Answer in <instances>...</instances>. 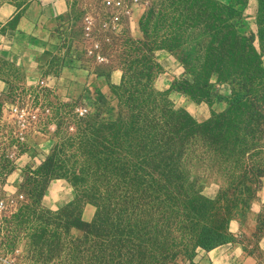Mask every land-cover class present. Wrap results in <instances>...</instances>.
Listing matches in <instances>:
<instances>
[{"label": "rangeland", "instance_id": "rangeland-1", "mask_svg": "<svg viewBox=\"0 0 264 264\" xmlns=\"http://www.w3.org/2000/svg\"><path fill=\"white\" fill-rule=\"evenodd\" d=\"M143 1L147 7L145 11H136L137 24L133 26V34L130 30L123 31L118 41L109 48L108 65L96 66L84 56L80 48L82 11L79 8L74 12L65 30L67 52L78 60L79 67L75 68L78 72L69 67L70 72L61 74L56 71L60 64L56 60L57 56H54L53 60L46 58L44 62H48L50 68L44 70L40 77L62 79V87H57L55 91L37 86L31 89L22 88L10 91L8 97L5 95L0 98V181L4 184L7 193H22L27 199L24 210L12 225L7 222L0 224V253L4 256L1 264H8L5 260L22 264H106L108 262V264H199L201 259L205 260L209 256L210 251L195 245L193 237L197 234V229L193 225L175 227L174 203L165 199L161 203L154 204L157 209L161 206L160 211H157V215L153 218L154 221H159V224L162 223L158 235L137 231L139 237L133 235L130 239L126 237L127 234L121 232L122 230L118 231L119 223L117 224L115 220L119 211L137 207L139 201L136 200L127 201L120 209H116L111 203L106 205L104 210L103 204H100L101 215L103 217L107 215L105 218L111 216L107 226L93 228V224L84 225L79 219L84 198L90 196L91 191L80 184L82 178H77L74 170L79 171L84 168L95 157L94 155L90 157L95 151L94 147H98L94 146L95 141L103 148H97L100 155L96 158L100 162H117V154H120L116 149L120 145L117 146L114 140H110L108 145H103L104 129H107L105 123L124 121L127 117L128 111L121 106L125 100H122V94L117 88L124 80L127 84H137V79L141 76L149 77L142 82L144 87L153 84L161 71L152 54L156 41L167 46L168 51L173 50L172 53L179 57L189 76L187 79L198 86L202 83L201 72L197 67L203 62L210 49L217 50L220 47L217 29L220 15L218 6L213 4L209 6L207 2L197 4L195 0ZM214 1L239 11H241L239 5H245L242 1L231 4ZM175 15H180V22L176 23ZM209 17L212 18L209 25L216 28L214 31L206 29ZM184 18L188 21L185 25H181ZM241 19H233L231 24L239 29ZM258 23H261L264 33V7L257 17ZM140 33L142 38L137 39L136 36ZM116 71L123 74L121 85L118 87L111 85L112 73ZM174 86L179 89L186 88L182 80H177ZM105 87H107L106 93L103 92ZM194 92L198 93L197 86ZM55 94L67 102L64 106V120L57 124L56 131L51 135L32 140L31 147L19 146L12 134L13 126L4 113L5 103L11 104L17 101L27 103L45 99L57 104L59 101ZM29 95L35 99L28 98ZM133 99L136 100L137 97L132 96ZM216 102L215 100L213 105ZM195 103L200 105L198 101ZM201 103L207 104V102ZM226 103L228 107L229 102ZM80 104L87 106L89 115L83 120L76 121L73 111ZM190 111L195 113L193 110ZM129 113L131 117L136 116V112L130 110ZM189 114L193 117L191 113ZM69 126L74 127L73 132L69 131ZM14 146H17V150L13 151ZM101 153L104 155L102 156ZM36 159L43 161L38 168L33 164ZM53 180H66L75 191L76 201L73 206L64 208L58 213L44 210L41 206L42 197ZM76 182L78 183L75 188ZM205 194L210 203H213L216 189L210 187ZM249 212L250 209L238 206L234 216L229 218L227 231L234 237L235 242L223 245L227 246V253L230 256L236 249L239 250V256L234 260V264H242L247 257L253 260L252 264H264V209L251 234L246 236L238 232V226L244 224ZM141 226L138 225L140 228ZM92 233L100 238L104 236L106 238L95 240L91 236ZM97 244L103 245L105 257L99 255L100 258L96 259ZM110 246L111 248L108 249L107 247ZM218 253L219 249L211 252V256L215 258Z\"/></svg>", "mask_w": 264, "mask_h": 264}, {"label": "trees", "instance_id": "trees-1", "mask_svg": "<svg viewBox=\"0 0 264 264\" xmlns=\"http://www.w3.org/2000/svg\"><path fill=\"white\" fill-rule=\"evenodd\" d=\"M195 2H207L209 6L213 4L220 8L217 22L220 47L210 49L197 67L201 72V85L184 78L182 84L186 88L174 86V90L195 102H207L210 107L215 100L227 101L229 106L222 112L212 110L211 117L200 122L185 109L176 108L169 94L157 92L152 85L144 87L142 82L148 76L139 77L137 84H127L124 80L117 90L125 100L121 106L128 111L127 117L124 121L105 123L107 129H104L103 138V145H108L110 140L120 145L116 147L120 152L117 162H100L96 158L100 155L97 152L100 144L95 141L94 146L98 147H94L90 156L95 157L74 172L77 178H82L80 184L91 191L90 196L84 198L82 210L90 204L98 211L93 228L107 226L111 221V216L101 215L100 204L104 210L111 203L120 209L127 201L136 200L139 201L137 207L119 211L115 220L119 223L118 231L122 230L130 239L133 235L139 237L137 231L158 235L162 223L153 218L161 206L157 209L154 204L165 199L174 203L175 227L193 225L197 229L193 237L195 245L212 251L235 242L227 231L229 218L234 216L238 206L250 209L264 185V33L258 23L259 51L254 45V36L241 34L231 24L233 19L242 18L241 11L214 0ZM263 7L264 0H261L258 17ZM175 16L176 23L180 22V15ZM184 19L181 25L187 23ZM211 20L209 17L206 29L214 31L216 28L209 25ZM158 49H167V46L156 41L152 53ZM214 75L217 84L231 85L229 98L216 91L211 82ZM195 86L198 93L194 92ZM132 96L137 99L132 100ZM130 110L136 112L135 117H131ZM210 187L216 189L213 203L205 194ZM24 208L0 224L12 225ZM80 222L84 224L81 219ZM138 225H142V229ZM91 236L95 240L106 238L95 233ZM96 247L98 250L93 257H105L103 245ZM111 251L113 254V248Z\"/></svg>", "mask_w": 264, "mask_h": 264}, {"label": "crops", "instance_id": "crops-1", "mask_svg": "<svg viewBox=\"0 0 264 264\" xmlns=\"http://www.w3.org/2000/svg\"><path fill=\"white\" fill-rule=\"evenodd\" d=\"M223 4L242 1L239 5L242 12L241 26L238 29L243 35L254 36V45L260 51L257 17L260 7L259 0H218ZM80 8L78 0H0V92L19 89H31L39 82L49 79L40 75L50 68L45 63L46 58L60 62L57 70L61 74L73 71L79 67V62L67 52L65 30L74 12ZM139 34V32H138ZM142 38V34L136 36ZM153 59L161 68L152 86L157 92L169 94L176 108H183L198 121L210 117L212 110L222 112L227 107V101L216 102L209 107L205 103L193 102L184 94L174 90L177 80L188 78L179 57L166 49H158L153 53ZM122 72L112 73L111 85L118 87L122 82ZM211 82L218 94L225 98L231 96L232 90L228 83L217 84L214 76ZM63 86L60 79L58 88ZM107 87L103 92H107ZM106 89V90H105ZM193 110L195 113H192ZM75 201L74 188L66 180H53L48 185L41 206L44 210L58 213ZM264 209V185L250 207L243 225H239V233L246 236L253 232L257 219ZM97 209L88 204L84 206L80 219L84 224H92L96 219ZM219 249L215 258L211 252ZM227 246L222 245L210 251L208 257L199 264H234L239 256L236 249L232 256L227 253ZM253 260L245 258L242 264H252Z\"/></svg>", "mask_w": 264, "mask_h": 264}, {"label": "built area", "instance_id": "built-area-1", "mask_svg": "<svg viewBox=\"0 0 264 264\" xmlns=\"http://www.w3.org/2000/svg\"><path fill=\"white\" fill-rule=\"evenodd\" d=\"M82 11L81 15V46L84 56L96 66L109 64V48L120 38L123 31L130 30L133 26L136 11H145L146 3L143 0H78ZM139 26V25H138ZM136 31V30H135ZM60 79L49 78L38 83L41 89L56 90ZM10 91L0 92V98L9 96ZM56 93V92H55ZM57 104H52L45 99L21 103H5V116L13 126V137L19 146L31 147L32 140L43 139L57 129V124L64 120V106L67 104L57 97ZM28 98H33L29 95ZM35 99V97L33 98ZM89 115L87 106L80 104L73 111L76 121L85 119ZM73 132L74 127L69 126ZM17 146L13 147V151ZM36 150V149H35ZM42 159H36L33 164L36 168L41 166ZM27 202L22 193L6 192L5 186L0 181V222L17 214ZM4 256L0 253V264ZM8 264H22L5 260Z\"/></svg>", "mask_w": 264, "mask_h": 264}]
</instances>
